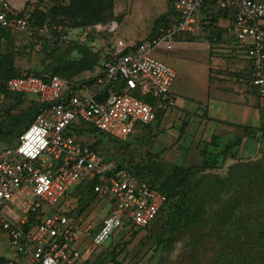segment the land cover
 I'll use <instances>...</instances> for the list:
<instances>
[{
	"label": "built area",
	"instance_id": "1",
	"mask_svg": "<svg viewBox=\"0 0 264 264\" xmlns=\"http://www.w3.org/2000/svg\"><path fill=\"white\" fill-rule=\"evenodd\" d=\"M27 1L0 0V30H28L35 6ZM211 7L233 13L225 31L249 59L250 85L264 98V4L254 0H172L175 20L142 41L124 45L106 44L101 37L114 33L117 21L74 29L45 22L39 28L38 44L89 46L99 72L80 75L82 80L92 78L89 84L52 74L0 82V104L6 91L45 105L13 145H0V233L7 235L17 256L7 264H78L81 252L75 244L82 236L99 248L123 226L144 228L158 217L166 201L163 194L82 146L66 130L82 122L124 141L136 126L163 120L175 106L170 91L175 72L153 54L176 51L179 38L187 35L214 45L217 36L205 11ZM259 140L264 147V132ZM93 180L94 193L122 212L105 214L98 228L85 223L66 199Z\"/></svg>",
	"mask_w": 264,
	"mask_h": 264
},
{
	"label": "trees",
	"instance_id": "2",
	"mask_svg": "<svg viewBox=\"0 0 264 264\" xmlns=\"http://www.w3.org/2000/svg\"><path fill=\"white\" fill-rule=\"evenodd\" d=\"M43 1L39 0L41 4L44 3ZM49 1L51 2L49 6L36 5V0L35 3L32 2L35 7L26 32L31 29L30 35L36 39L37 31L45 22L61 25L66 29H74L91 26L97 22L118 20V17L113 15L114 0ZM217 16H229L232 19L233 13L219 9L215 13H209L207 20L210 24L208 25H214ZM173 20H175L174 13L169 10L168 13L156 19L152 33ZM219 31L214 26V35L218 37ZM12 32L14 31L0 30V36L3 35L8 39ZM37 48V54L41 59L40 68L36 72L27 73H21L13 65L11 56H8L7 52L0 51V82L5 84L9 78L30 74L34 76L52 74L65 79H74L79 78L82 72L97 63L96 55L86 45L69 44L51 47L45 42L37 43ZM70 54H74V57ZM69 55L72 58H68ZM42 68H46L47 73H42L40 71ZM92 81V78L79 80L85 84ZM3 97L8 100L9 106L5 108L4 114L2 113L4 123H0V144L11 146L32 123L35 116L45 109V105L30 100L29 108L18 114H12L10 109H18L20 102H25L24 97L6 91H3ZM142 127L148 128V126ZM66 134L74 136L82 146L90 147L101 156L103 152L99 150V147L102 141L114 145L132 137L131 135L121 141L99 130L89 128L82 122L69 126ZM86 134L99 136L101 141L86 145L76 138ZM240 141V139L212 137L200 146L199 164L189 166L173 164L170 168L162 169L163 174L160 179L156 172L151 176V173L145 169V165L126 167L124 162L115 164L116 168L125 170L129 177L137 182L146 183L166 197L158 217L151 224L162 220L164 226L163 232L157 235L156 246L159 247L163 243L164 245L169 243L172 246L178 242L179 236L183 239L188 236V245L193 247L191 254L193 262H197V259L201 262L203 257L202 264H264V148L259 150L261 154L257 159L238 161L229 165L224 176L212 172L223 168L228 158L238 159ZM105 159L113 161L110 157ZM153 174L157 177L156 179L152 178ZM96 184L95 180L82 183L84 190L81 198L86 206L90 205V200L100 198L93 191ZM81 213V211L77 212L79 216ZM151 225L144 228H132V236ZM28 227L27 224L24 228ZM165 234L168 237H164ZM166 239H169L172 245L170 242L166 241V243Z\"/></svg>",
	"mask_w": 264,
	"mask_h": 264
},
{
	"label": "crops",
	"instance_id": "3",
	"mask_svg": "<svg viewBox=\"0 0 264 264\" xmlns=\"http://www.w3.org/2000/svg\"><path fill=\"white\" fill-rule=\"evenodd\" d=\"M171 1L122 0L120 6H117L114 0L113 15L117 17L118 14H122L124 17L121 18V22H127L132 10L138 9L145 20L152 22L149 28L153 29L156 19L169 12ZM116 7L120 9L117 10ZM122 10L126 11V15L121 12ZM206 11L209 15V13H215L217 9L211 7L206 8ZM230 21L229 16L216 18L214 26L220 30V35L212 46L199 36H183L179 38V48L176 51H157L153 54L154 58L165 63L175 72V78L170 87L175 106L163 120L156 123V126L169 128L177 125L176 130L179 135L185 136L184 144L179 149L185 148L180 150L184 152L182 158H187V153H190L189 162L192 159L197 160L201 144L215 136L229 140L240 139L238 159L253 160L259 158L261 154L259 150H262L263 142L259 140V134L264 132V98H260L254 87L250 85L249 59L236 47L235 42L225 31ZM260 25L264 28V20L260 22ZM154 33L155 31L149 35ZM145 34L142 36L144 39L149 36ZM152 140L154 141L153 138ZM238 159L228 158L225 161V168L238 161L245 162ZM177 165L182 164L177 163ZM93 200H90V205L93 204ZM70 202H73L76 207L75 200ZM107 204L108 211L105 214L113 209L108 201ZM86 214L84 216L87 218L84 222L92 223L98 228L103 215L97 219L96 217L88 218ZM31 221L33 222L32 217ZM127 229L126 226L118 229L108 240L107 246L104 247L103 244L99 247L107 255L106 260L112 259L107 261L108 264H125L122 257L123 244L130 243V240L125 242L123 237ZM3 235L8 246L5 245V252L0 248V264H7V260L17 259V256L10 247L7 235L5 233ZM129 235L132 236V232ZM133 235L135 238L138 236ZM79 241L75 246L83 254V258L78 264H90L92 257L89 255L88 248L93 247L85 239Z\"/></svg>",
	"mask_w": 264,
	"mask_h": 264
},
{
	"label": "rangeland",
	"instance_id": "4",
	"mask_svg": "<svg viewBox=\"0 0 264 264\" xmlns=\"http://www.w3.org/2000/svg\"><path fill=\"white\" fill-rule=\"evenodd\" d=\"M34 1L35 0H30ZM122 0H115V4L117 6H120ZM256 2L264 4V0H254ZM44 3H40L39 0H36V5L40 6H49L50 1L44 0ZM117 10L120 9V7H116ZM124 15H126V11H121ZM118 26L116 28V31L112 34H104L102 35V39L104 43L106 44H112V43H120V44H126L129 42H139L142 41L144 38L142 37L143 34L145 36L152 33V29L149 28L152 22H149V20H145L144 16L142 15V12L140 14V11L136 9V11L131 12V15L129 17V21L127 22H121L122 14H118ZM131 18V19H130ZM124 23V24H123ZM149 28V30L146 32V30ZM31 29L28 32H12L11 36L7 39L3 35L0 36V51L7 52L8 56H11V59L13 61V65L21 72V73H27V72H36L40 68V57L37 54L38 48H37V41L36 37H33L30 35ZM144 36V37H145ZM150 36V35H149ZM9 50L11 52H9ZM9 53H12L11 55ZM71 55V54H70ZM68 58L74 57V54L71 55ZM88 70L82 72V77L86 78L87 74L90 73L91 75L96 76L99 72L98 66L94 64L93 66H90L87 68ZM42 73H47L46 68H42L40 70ZM90 75V76H91ZM101 78V76H99ZM78 78L77 80H80ZM13 99V98H11ZM25 102H20L18 109L15 110V108L10 109V112L12 114H18L21 111L26 110L29 108L30 105V99L28 97H24ZM9 106L8 100H6L3 97L2 103H1V110H0V123H4V118H2V113L4 114L5 108ZM157 121L156 123H158ZM155 124L150 125L143 128L142 126H136L134 133L132 134V137L130 139L126 140L125 142H117L114 145H110L108 143H105L102 141L100 144L99 150L103 152V158L110 157L114 164L121 163L124 166L132 167L136 165H145V169L151 173L156 172L157 177L162 178L161 175L163 174V170L166 167H171L173 164L181 163V166H189V165H197L200 162L199 154L197 155V160L192 159V161H188V157H190V153H187V158H182L183 153L180 150L185 149L181 148L180 146L184 144L185 136H180L179 133L176 130V126L174 127H158ZM2 126V125H1ZM88 126V125H87ZM4 127V126H2ZM90 128V126H88ZM153 134L155 135L153 137ZM80 142L83 144L89 145L98 141H101V138L99 136H91V135H82L76 137ZM154 139V141L152 140ZM155 142V143H154ZM2 145V144H0ZM3 146V145H2ZM87 147V146H86ZM90 149V147H88ZM98 149V147H97ZM157 154V156H156ZM260 157V156H259ZM185 159V160H183ZM108 160V159H107ZM238 160H246L245 158H239ZM197 161V162H196ZM196 162V163H194ZM193 163V164H192ZM162 170V171H161ZM215 173H218L220 176H224L227 172L225 165L223 168L218 169L216 171H212ZM154 174V179L157 178ZM151 178V179H152ZM83 185L80 184L78 188L71 191L69 194H67L66 199H70V201L75 200L76 201V207L75 212H82V217L87 218L84 216L86 212H89L86 214L88 218L90 217H96L99 219L102 215L108 211V204L107 200L101 201L100 199H94L93 204L86 206L85 202L81 198V194H83ZM62 199H59L55 206L58 207ZM73 204V202H71ZM110 213L121 216V211L117 207H113L112 211ZM99 227V226H98ZM164 226L163 222L161 220L155 222L153 225H151L149 228L142 229L136 234L138 235L136 238L130 234V232H133V230L127 229V233L123 235L124 241L130 240V243H124V250H123V256L125 260V264H202L197 259V262H193L191 259V254L193 252V247L189 244L188 245V236H186L184 239L180 238L182 236H179L178 242L171 244L172 242L169 241V239H166L165 242H170L172 246L169 245V243H165L166 245L160 244V246H156V238L157 235L163 232ZM167 234V233H166ZM164 237H168L166 235ZM121 236V235H120ZM116 237V236H115ZM171 238V237H170ZM82 239L87 240L90 242L88 237L82 236L79 240ZM114 239V238H113ZM79 241V242H80ZM125 241V242H126ZM132 241V242H131ZM113 243V240H112ZM109 244V241L104 243V247ZM5 245H7V241L4 238L3 233H0V248L1 251L5 252ZM164 245V247H163ZM8 246V245H7ZM166 246V247H165ZM163 247V248H162ZM195 251H197L195 249ZM88 252L89 255L92 257V262L90 264H108L111 259H107V255L103 252V249H94L89 247ZM103 258H102V257ZM97 257V258H96ZM81 258H83V254L81 253ZM96 258V259H95ZM81 260V259H80ZM91 260V259H89ZM108 261V262H107Z\"/></svg>",
	"mask_w": 264,
	"mask_h": 264
},
{
	"label": "clouds",
	"instance_id": "5",
	"mask_svg": "<svg viewBox=\"0 0 264 264\" xmlns=\"http://www.w3.org/2000/svg\"><path fill=\"white\" fill-rule=\"evenodd\" d=\"M27 2H29V3L33 4V3H32V1H30V0H28Z\"/></svg>",
	"mask_w": 264,
	"mask_h": 264
}]
</instances>
